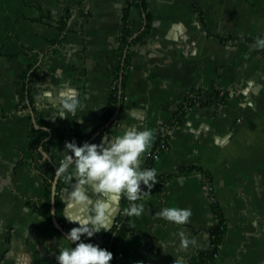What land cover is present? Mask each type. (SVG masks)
I'll return each instance as SVG.
<instances>
[{
    "label": "crops",
    "instance_id": "1",
    "mask_svg": "<svg viewBox=\"0 0 264 264\" xmlns=\"http://www.w3.org/2000/svg\"><path fill=\"white\" fill-rule=\"evenodd\" d=\"M128 1L0 0V264H58L60 246H70L53 222L52 188L74 125L84 135L97 129L91 143L133 126L152 130L142 168L160 142L167 146L155 162L160 184L136 202L144 212L130 218L132 232L118 245L117 264L195 261L212 244L213 199L227 229L208 264H264V50L255 47L264 37V0L133 5L130 42L148 19L151 26L132 48L121 108L109 118L111 67ZM68 9L63 30L59 22ZM24 74L32 98L25 103ZM197 91H221L228 99L221 107L196 104L176 121ZM73 93L81 107L56 118L61 94ZM67 175L59 178L56 208L68 233L78 225L64 216L80 214L82 206L68 207L76 181ZM85 191L91 201L101 198L91 186ZM124 198H109L112 229ZM49 202L51 219L43 213ZM165 207L188 208L191 217L183 225L170 223L155 215ZM108 233L86 242L107 248Z\"/></svg>",
    "mask_w": 264,
    "mask_h": 264
},
{
    "label": "clouds",
    "instance_id": "2",
    "mask_svg": "<svg viewBox=\"0 0 264 264\" xmlns=\"http://www.w3.org/2000/svg\"><path fill=\"white\" fill-rule=\"evenodd\" d=\"M255 47L264 50V37L256 39ZM57 107L56 118L66 119L69 118L68 114L75 115L81 105L73 93L61 94ZM153 140L152 130H138L133 126L122 135H103L100 143L84 142L80 145L75 140L65 142L62 151L64 158L55 175L59 178L68 173L66 179H75V189L67 198L73 203H69L68 207H82L80 214L64 216L69 223L78 226L71 228L64 236L70 246H60L56 257L58 264H110L113 253L86 240L101 231L112 232L109 198L116 202L121 196H125L130 202L124 209V215L128 217H139L144 212V205L135 202L141 200L145 193H151L159 182L156 169L142 168L143 154L151 147ZM70 168H74V172H69ZM87 186H91L101 198L91 201L85 191ZM155 215L170 223L183 225L189 221L191 210L165 207ZM187 245L188 241L184 240L182 247Z\"/></svg>",
    "mask_w": 264,
    "mask_h": 264
},
{
    "label": "trees",
    "instance_id": "3",
    "mask_svg": "<svg viewBox=\"0 0 264 264\" xmlns=\"http://www.w3.org/2000/svg\"><path fill=\"white\" fill-rule=\"evenodd\" d=\"M146 1L147 0H129L128 1V9L125 11L124 14V29L122 31V34L118 40V46L116 49V60L113 63L111 67V74H112V80H113V90L110 98V108L111 111L109 113V118L112 117L116 110L117 106L121 101H123V94H120V90L124 88L126 78H127V73L130 69V56L132 52L133 46L140 41L142 38L146 36L148 33L151 23L150 20L148 19L147 22V28L146 30L136 39L131 40L132 37V32L129 28L128 24V18H129V10L133 5H140V6H146ZM72 14V10H67L65 13V19L61 22H59V25H61V29H65L67 20L70 18ZM129 49L127 57L125 59V62L123 64V57L126 49ZM123 71V82H122V88L120 87V77H121V72ZM20 85H21V91H22V98H23V103L26 102V97L29 96V99L31 100V92H30V87L28 85V80H27V74H24L21 79H20ZM228 99V94L223 93L221 91L213 92V93H205L203 91H197L195 92L191 97L187 99L185 102L184 106L179 110V113L176 117V121H179L181 119V116L185 114V112L192 106L196 104H213L216 107H221L223 104L226 103ZM108 118V119H109ZM107 119V120H108ZM97 129L94 130L91 134L84 135L79 128L78 125H74V140L78 144L82 145L84 142H87L93 134L96 132ZM163 143L160 142L159 145L155 150H153V153H157L159 151L160 146ZM145 168H155V161L153 158H148L147 163ZM74 168H70L69 172L73 171ZM68 173H65V175ZM54 179V176L49 178L48 180V186L51 188L52 181ZM160 182L156 183V185H159ZM60 188V184L59 187ZM145 191L147 190L146 188L144 189ZM59 191V190H58ZM137 202V201H136ZM135 202V203H136ZM60 199L57 197V205H59ZM129 201L125 197L123 199V208L122 211H124L125 208L129 206ZM51 202H49V207L46 209L44 215L48 218L51 219ZM213 213L214 216L217 220V224L214 227L212 231V244L209 250L202 252L195 261H193L190 264H208L211 261H213L220 250L221 245L223 244V240L226 236V229H227V221L226 218L222 212L221 207L219 206L218 202L213 199ZM130 218L124 214L120 215L112 229V232H109L106 234V241L108 244L107 249L113 253V262L117 264L116 258H115V253L117 251L118 245L120 242H122L131 232H132V226L130 224Z\"/></svg>",
    "mask_w": 264,
    "mask_h": 264
},
{
    "label": "water",
    "instance_id": "4",
    "mask_svg": "<svg viewBox=\"0 0 264 264\" xmlns=\"http://www.w3.org/2000/svg\"><path fill=\"white\" fill-rule=\"evenodd\" d=\"M122 80L123 78H121V87H122ZM121 94V92H120ZM120 101H121V98H120ZM120 108H121V104L119 103L118 104V111H120ZM95 137L92 138V140L94 139ZM88 141L89 143H91V141ZM60 178V177H59ZM59 178H55L54 182H53V188H52V215H53V222L56 226V228L63 234V235H66L67 232L61 227V225L59 224L58 220H57V208H56V198H57V193H58V182H59ZM110 264H115L112 261H110Z\"/></svg>",
    "mask_w": 264,
    "mask_h": 264
},
{
    "label": "built area",
    "instance_id": "5",
    "mask_svg": "<svg viewBox=\"0 0 264 264\" xmlns=\"http://www.w3.org/2000/svg\"><path fill=\"white\" fill-rule=\"evenodd\" d=\"M166 149H167V146H166L165 143H163L160 146L159 151L157 153L149 152L148 153V158H153V160L156 162L159 159V157H160V153L159 152L163 151V150H166ZM154 169H156V168H154ZM142 187H144V186L142 185ZM121 214H124V211H121Z\"/></svg>",
    "mask_w": 264,
    "mask_h": 264
}]
</instances>
